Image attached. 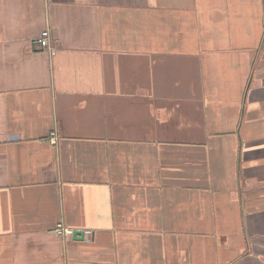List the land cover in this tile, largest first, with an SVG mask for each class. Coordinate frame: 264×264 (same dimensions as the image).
I'll use <instances>...</instances> for the list:
<instances>
[{
  "label": "crops",
  "instance_id": "1",
  "mask_svg": "<svg viewBox=\"0 0 264 264\" xmlns=\"http://www.w3.org/2000/svg\"><path fill=\"white\" fill-rule=\"evenodd\" d=\"M0 264H264V0H0Z\"/></svg>",
  "mask_w": 264,
  "mask_h": 264
},
{
  "label": "built area",
  "instance_id": "2",
  "mask_svg": "<svg viewBox=\"0 0 264 264\" xmlns=\"http://www.w3.org/2000/svg\"><path fill=\"white\" fill-rule=\"evenodd\" d=\"M50 37V31L48 29L44 30L41 35L37 38V42L39 44H44L46 41L49 40ZM55 231L57 234L61 236H74L76 232H82L83 235L87 236L85 237L87 240L91 239L92 230L91 229H79L76 230L75 228H71L63 223L58 224V226L55 228Z\"/></svg>",
  "mask_w": 264,
  "mask_h": 264
},
{
  "label": "water",
  "instance_id": "3",
  "mask_svg": "<svg viewBox=\"0 0 264 264\" xmlns=\"http://www.w3.org/2000/svg\"><path fill=\"white\" fill-rule=\"evenodd\" d=\"M78 234H80V235H81V237H80V238L82 239V238H83V234H82V232H76L74 235H75V236H77Z\"/></svg>",
  "mask_w": 264,
  "mask_h": 264
}]
</instances>
